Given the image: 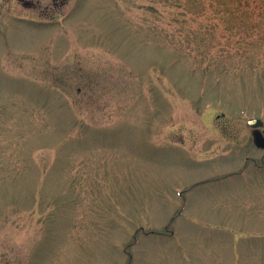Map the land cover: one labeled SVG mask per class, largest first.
Here are the masks:
<instances>
[{
  "label": "rangeland",
  "instance_id": "rangeland-1",
  "mask_svg": "<svg viewBox=\"0 0 264 264\" xmlns=\"http://www.w3.org/2000/svg\"><path fill=\"white\" fill-rule=\"evenodd\" d=\"M251 118L264 0H0V264H264Z\"/></svg>",
  "mask_w": 264,
  "mask_h": 264
},
{
  "label": "water",
  "instance_id": "water-1",
  "mask_svg": "<svg viewBox=\"0 0 264 264\" xmlns=\"http://www.w3.org/2000/svg\"><path fill=\"white\" fill-rule=\"evenodd\" d=\"M247 125L254 129L253 140L256 147L264 149V138L259 131V128L263 126L262 121L258 119H250L248 120Z\"/></svg>",
  "mask_w": 264,
  "mask_h": 264
},
{
  "label": "flooded vegetation",
  "instance_id": "flooded-vegetation-1",
  "mask_svg": "<svg viewBox=\"0 0 264 264\" xmlns=\"http://www.w3.org/2000/svg\"><path fill=\"white\" fill-rule=\"evenodd\" d=\"M252 134H253V130H251V135H252ZM261 135L264 137V133H263L262 131H261ZM252 140H253V136H252ZM254 147H255V146H254ZM257 150H258V151H262V152H264V149H263V150H262V149H257ZM246 159H247V158H246ZM237 173H238L239 175L241 174L240 171H238ZM234 174H236V173H234ZM238 174H237V175H238Z\"/></svg>",
  "mask_w": 264,
  "mask_h": 264
}]
</instances>
